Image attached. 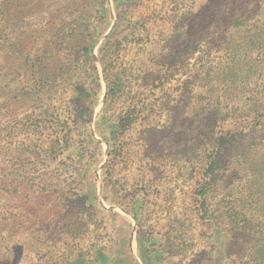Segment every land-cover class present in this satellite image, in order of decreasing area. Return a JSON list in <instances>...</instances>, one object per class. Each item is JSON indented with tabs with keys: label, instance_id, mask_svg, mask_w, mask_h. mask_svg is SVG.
I'll return each instance as SVG.
<instances>
[{
	"label": "rangeland",
	"instance_id": "1",
	"mask_svg": "<svg viewBox=\"0 0 264 264\" xmlns=\"http://www.w3.org/2000/svg\"><path fill=\"white\" fill-rule=\"evenodd\" d=\"M58 1L47 0L54 15L61 12ZM226 3L252 21L264 20V0H106L88 39L100 84L95 95L94 75L74 83L82 94L58 81L41 93L19 94L12 79L20 62L11 58L7 75L0 72V264H123L113 259L128 251L131 239L142 264H234L228 263L221 218L203 201L211 172L209 136L231 128L223 120L226 108L236 115L257 99L264 104V61L258 66L255 59L264 50V30L241 27L231 55L212 49L217 30L210 22L220 14L232 21L221 9ZM120 5H127L128 19L139 22L125 28L130 42L114 54L131 76L124 77L122 92L108 94L99 52ZM165 13L168 18L160 21ZM27 22L17 19L13 30L7 24V39ZM121 22L124 28L127 22ZM195 22H204L207 31H194ZM181 33L191 39L187 49L168 39ZM172 49L179 52L162 60ZM143 55L148 60L135 67ZM229 62L233 77L224 73ZM210 65L209 74L220 76L211 80L219 91L206 86ZM5 125L11 140L28 131V147L15 138L3 147ZM250 146L256 162L264 163V147ZM210 195L213 202L221 197L219 190ZM30 209L41 210V225L33 223ZM262 256L254 254L257 260Z\"/></svg>",
	"mask_w": 264,
	"mask_h": 264
},
{
	"label": "trees",
	"instance_id": "2",
	"mask_svg": "<svg viewBox=\"0 0 264 264\" xmlns=\"http://www.w3.org/2000/svg\"><path fill=\"white\" fill-rule=\"evenodd\" d=\"M105 1L59 0L54 5L59 6L57 12L60 9L61 12L54 15L48 9L51 5H48L47 0H0V72L7 75L11 58L18 59L20 65L15 70L16 77L12 80L19 82V94L22 95L32 93V90L41 93L44 89L47 90L54 86L56 81L59 84H66L65 87L67 88L71 86L73 90L79 89L80 91V86L74 88V83L78 79L82 80L84 77L94 75L95 95L100 84L96 74V66L90 54L88 39L93 37L92 20L101 17L98 6ZM250 4L251 2H247L248 6ZM120 7L113 31L106 36L99 52V62L108 94L122 92L125 82H128L124 77L130 78L131 76V71L124 64L116 63L117 56L114 54L120 49L118 47L130 42L129 35L131 33L122 34L125 28L135 29L139 22V20L131 21L127 18V5L124 8L121 5ZM221 9L226 10V15L231 14L232 21L226 22L227 19L225 17L222 19V14H220L218 18L213 19L215 21L210 22L211 29L217 30V38L212 49L227 50L228 54L231 55L233 45L236 43V33L241 31V27L251 24V27L247 29L248 32L253 30L259 33L264 30V20L252 21L251 17L240 12L242 8H234L231 4L226 3L222 5ZM248 10L245 8V12ZM254 10L258 13L257 7ZM20 18L23 21L28 19L25 28L22 30L19 26L20 33L8 40L9 32H4L8 29L7 24H10V29L13 30L12 26H15L16 20ZM167 18L165 13V15L160 16L159 20L165 21ZM121 21L127 22L124 28H121ZM195 23L194 31L197 29L207 31L208 28L207 25L204 26V22ZM142 29L145 30L144 34L148 33L145 26ZM168 39L174 40L177 44L182 42V48L185 49L188 48L191 40L188 33L170 35ZM26 42H32L39 46L27 48ZM136 43L144 45L145 42ZM261 45L263 48L264 43ZM33 52L34 58L31 57ZM178 52L179 50L174 52L172 49V55L165 54L167 57L162 60H168V56H173L174 53L177 54ZM148 53L149 50L146 55ZM160 56L156 54L152 57V60L155 59V64L159 63ZM144 57L145 60H148V57L143 55L141 60L140 58L136 60L135 67L139 62H145ZM255 59L259 61L258 66H262L264 50L260 49ZM172 64V61H168L167 67ZM232 64L231 62L223 64L225 75L228 74L230 77L236 73V70L233 72ZM211 68L212 65L209 66L207 76L211 75L209 74ZM228 68L231 71L227 73L226 69ZM145 71L141 70V72ZM74 77L75 81L73 82ZM212 78L219 79L220 76L216 74L214 77L212 74L209 79L206 78L208 82L206 86L209 92L219 91V85L212 82ZM221 89L222 93L225 92V89ZM226 96H229V93ZM257 100L252 109H247L236 115H230L228 108H226L225 113L222 114L223 120L228 121L231 128H223L219 132L220 134L212 129L213 133L209 136L208 160L210 162L208 166L211 172L203 201L211 205L221 218L227 236L224 248L229 259L228 263H231L232 259L234 264H264V163L256 162L254 155L256 151L250 146L260 145L264 147V104ZM230 108H234V105ZM219 113L222 112L219 111ZM3 132H5L4 138L1 136L3 147L11 144L13 138L18 140L23 147H28L26 143L30 134L28 131L16 133L12 140V132L7 125L3 126ZM64 136H67V133ZM250 139L256 140L247 144L246 141ZM61 141L59 138L55 139L57 144ZM50 143L52 144L50 148H53L54 143L52 141ZM215 190H219L221 197L213 202L214 195H210V193H214ZM29 211H32L30 217H34L33 223L41 225L43 220L38 219L41 210L30 209ZM257 251L263 253L260 260L254 257Z\"/></svg>",
	"mask_w": 264,
	"mask_h": 264
},
{
	"label": "crops",
	"instance_id": "3",
	"mask_svg": "<svg viewBox=\"0 0 264 264\" xmlns=\"http://www.w3.org/2000/svg\"><path fill=\"white\" fill-rule=\"evenodd\" d=\"M128 243V251H120L118 256L113 259V262H116L117 260L122 261L124 264H142L141 260L142 258L140 257V252L139 255H137V250L139 248L138 243L136 240H129Z\"/></svg>",
	"mask_w": 264,
	"mask_h": 264
}]
</instances>
